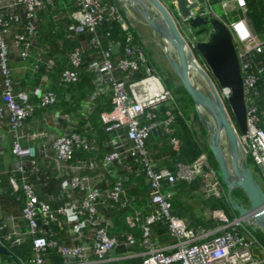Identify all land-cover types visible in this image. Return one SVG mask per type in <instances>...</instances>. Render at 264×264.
<instances>
[{"label":"built area","instance_id":"built-area-1","mask_svg":"<svg viewBox=\"0 0 264 264\" xmlns=\"http://www.w3.org/2000/svg\"><path fill=\"white\" fill-rule=\"evenodd\" d=\"M57 0H0V68L4 81L0 84L1 100L4 110L9 116V132L14 133L16 140L11 146L13 163L11 173L21 174L20 178L12 176L11 184L21 191L23 196L22 217L27 223L28 230H7V223L0 219V246L5 247L17 264H50L51 252L61 257L64 264H99L112 260H123L130 257L141 258L140 264H264V247L250 230H238L246 222L241 219L230 221L223 210L209 213L215 227L206 230L191 227L184 219L173 214L172 191L168 186H175L181 182L190 183L197 177L204 178V189L221 190L222 184L216 172L208 165L207 157L201 158L189 165L178 163L176 170L167 168L157 170L156 164L149 158L146 147L147 140L159 128L152 112L162 104L173 101L172 92L164 88L159 76L149 65V60L143 48L136 43V38L130 32L129 26L123 22L120 9L116 4L109 7V15L115 16L127 32L124 54L114 61L113 54L116 44H104L98 32V27L104 21L99 12L97 0H74L78 8L71 15L72 23L67 28L69 37L82 34L91 36L90 46L97 52L98 58L87 66V71L94 76L95 90L91 100L102 95L110 94L113 109L102 114L106 124L105 131L116 135L112 140V150L104 158V169L120 163L124 154L125 141L130 142L129 151L137 156L142 170L150 185V201L147 216L142 224L143 251L124 257L110 258L119 246L117 238L113 237L108 229L109 223L100 216V204L104 203V191L91 181L88 176L74 175L61 184L62 193L66 201L58 208L42 200L36 191L29 175L39 172L36 148L25 146L22 143V127L25 120L34 114L37 107H49L56 103L57 95L54 92H39L40 103L34 106L29 102L28 94L16 92L13 80L9 77L8 47L4 41V34L10 28L11 16L15 22L20 21L17 15L19 7L25 10L24 21L26 33L17 34V44L25 47L23 58L29 56V50L35 45L39 31L37 12L45 5L54 6ZM172 2V0H171ZM197 2L198 8L191 11L188 19L182 21L189 25L191 19L197 17H212L225 23L234 39V44L241 64V73L244 84L245 101L247 106V133L241 134L240 139L246 155L251 157L264 174V129L258 115V108L254 104L259 96L258 83L264 74V38L261 39L254 32L246 17L245 0H188L189 5ZM221 5L225 10H242L244 13L236 21H229L218 17L214 13V5ZM228 11H225L227 17ZM84 50L75 48L69 55V67L62 73L61 82L64 84L76 83L80 78V70L84 62ZM259 58V61H258ZM261 58V59H260ZM145 70L148 76L138 82L128 83L115 77L114 71L138 72ZM173 116L168 114L164 122L168 127L173 122ZM177 145L176 140H172ZM96 141L82 137L78 132L71 130L58 136L53 141V149L57 155V162L67 164L73 161L75 151L83 149L90 151ZM0 140V156L2 147ZM91 165H94L91 163ZM1 181V174H0ZM221 187V188H220ZM126 187L121 180L113 183L107 198L120 208L128 206ZM77 192L79 198L75 196ZM61 215L72 226L77 241H82L85 232L95 229L93 247L82 244H61L56 238L55 230L47 229L54 224L57 216ZM130 226H135L139 215L126 218ZM160 222L167 227V233L172 243L157 247L151 240L150 228ZM87 229V230H85ZM31 242L32 256L28 262L21 259L13 247H20ZM136 240L132 234L126 239L127 246H134ZM258 249L263 257L259 258L254 250Z\"/></svg>","mask_w":264,"mask_h":264},{"label":"trees","instance_id":"trees-1","mask_svg":"<svg viewBox=\"0 0 264 264\" xmlns=\"http://www.w3.org/2000/svg\"><path fill=\"white\" fill-rule=\"evenodd\" d=\"M59 1L60 0H57L53 7L45 5L43 9L37 12L40 28L36 36V46L34 45L35 48L32 46L28 49L29 56L27 58L22 57L25 47L18 45L16 38L17 34L26 33V22L23 19L25 10L23 7H19L17 12V15L20 16L19 22H15L11 19V16L7 17L10 20V28L8 32L4 34V41L8 47L9 53V77L14 83L16 82L17 91L28 94L29 102L34 106H38L40 103L39 92L49 91L57 95V101L54 105L49 107H37L34 114L25 120L22 129L26 126V123L34 117L35 113L40 110L62 109L64 113L75 118V116L81 114L83 106L87 104V102H91V111L86 115L79 116L78 127L75 131L84 138L90 140L94 139L96 144L90 151H85L83 149L76 150L74 160L83 158L92 159L102 168L105 156L112 150V140L116 135V133L110 134L105 131L106 124H104L102 120V114L113 109L112 97L107 94L106 96L102 95L95 100H91V96L95 90L94 76L86 69L89 63L98 58L96 54L97 51L90 46L91 36L89 34H82L76 37L68 36L67 28L73 21L70 17L60 18ZM97 2L99 4V12L104 16V21L99 25L98 32L104 44L108 42H114L116 44L113 59L117 61L124 54L127 32L115 16L109 15V7L113 4H117L115 0H97ZM245 3L247 7L245 13L246 17L253 27L254 32L259 38L263 39L264 0H245ZM77 9V7L73 6L67 11L76 12ZM234 13L237 18H241L244 14L242 10H236ZM132 31L136 40L139 39L138 33L133 29ZM79 46L82 47L85 52L84 62L80 70V78L76 83L63 84L61 82L62 73L69 67V55ZM40 50L43 52L38 55L37 53L40 52ZM35 51H37V53H35ZM33 52L38 55L36 57L37 59L35 56H32L34 54ZM91 52H94L96 57ZM50 61H54L52 67H49ZM149 65L151 67L150 63ZM34 66L37 67L36 70H34ZM114 75L121 80L131 83L141 81L148 76L144 69L133 73L115 70ZM4 79L5 77L0 68V84ZM45 82H48V85H45ZM257 88L259 96L255 98L254 104L258 108L261 126L264 129V74L260 78ZM175 92L178 96L184 93L191 105H186V103L180 105L179 97L175 99L174 96L173 101L162 104L152 111L156 116L153 121L162 125L164 129L162 130L161 126L162 136L159 139H156L152 134L147 140L146 147L148 149L149 158L156 164L157 170L167 168L174 172L178 163L189 165L198 161L202 155H205L207 160L213 158L215 168L219 171L209 147V138L205 126L201 123L196 113L194 119L190 120V112H187L184 107H189V109L194 111L193 107H195V104L181 85L176 87ZM0 109H4L1 93ZM4 114H6L5 110ZM168 114H171L174 119L167 129L162 123L168 119ZM190 121L193 125H191ZM173 139L177 141L176 146L171 144ZM15 140L14 133L9 132L8 142H10L11 146ZM124 145L122 161L110 166L109 170L106 169L105 174L112 184L110 189L116 181L121 180L123 182L127 190L126 199L128 206L126 208H120L119 205L114 204L107 198L106 192H104L105 202L99 206L102 208V213L109 223L108 229L110 234L119 241L118 248L110 258L124 257L143 251V247L141 246V240L143 239L142 224L147 216L150 201V185L142 170V166L137 156H133L132 152L129 151L130 142L125 141ZM250 159L252 158H248V163H250ZM128 167L130 169H128ZM116 172L120 174H116ZM0 174V188L3 190V194L11 197L12 193L14 195L18 193L19 190L11 184L10 179L12 176L20 178L21 174H12L11 172L2 173L1 171ZM219 177L223 191H206L203 188L204 178L201 176L190 183L181 182L175 186H168V189L175 192L170 199L173 214L179 218L188 220L192 226H201L204 229L209 228L213 224L215 225L212 220L206 219L205 212L207 211L223 210L227 216L230 217L228 215V209L232 212L233 210L227 200V193L224 190L225 185L221 176ZM19 192V197L23 205V196L21 191ZM74 194L79 198L77 192H74ZM233 196L239 203L241 202L240 198L247 201L241 190H235ZM137 214L139 215V220L137 224L132 227L128 224L126 218L128 216L134 217ZM60 223L69 225L64 220L63 216L58 215L54 225ZM54 225L52 224L47 229H51ZM150 230L151 240L157 247H163L172 243L165 224L157 222ZM256 231L264 236L261 230ZM129 234H132L136 240L134 246L126 245V239ZM261 245L264 247L263 244ZM18 255L21 259L28 262L32 256L31 242L28 241L26 244L22 245ZM51 255L54 256L52 258L54 264L58 262L62 263L61 257L55 255V253L53 254V252H51ZM141 260V258H128L124 260H112L102 264H140Z\"/></svg>","mask_w":264,"mask_h":264},{"label":"water","instance_id":"water-1","mask_svg":"<svg viewBox=\"0 0 264 264\" xmlns=\"http://www.w3.org/2000/svg\"><path fill=\"white\" fill-rule=\"evenodd\" d=\"M124 1L129 2L136 11L142 14L147 24L155 32L160 36L167 37L174 46L176 58L175 60L170 58L172 70L178 77L180 85L195 104L199 120L211 131L209 147L226 187L227 200L232 210L239 215L238 219L248 221L255 226V229L264 233V188L255 178L254 172L249 166L246 151L239 135L247 133V106L241 64L229 27L212 17L191 19L189 22L191 28L197 29L202 26L211 28L208 39L197 43L192 51L174 17L160 0H147L158 13L159 18L157 19L151 18L146 8H144V12L136 8L135 4L138 1ZM172 3L183 19H188L191 11L198 8L197 2L189 5L188 0H172ZM194 50L200 54L207 67V71L201 67L196 70L202 78L212 82L210 93L198 88L190 75L189 62L195 59ZM213 81L220 89L229 92L226 103L222 100ZM200 110L209 114L211 125L206 123ZM224 137L227 141L229 156L223 148ZM235 190H241L244 193L248 206L239 203L233 197ZM12 250L17 253L19 247H13ZM254 253L259 258L263 257L258 249H255ZM0 254L8 256L10 252L0 246Z\"/></svg>","mask_w":264,"mask_h":264},{"label":"crops","instance_id":"crops-1","mask_svg":"<svg viewBox=\"0 0 264 264\" xmlns=\"http://www.w3.org/2000/svg\"><path fill=\"white\" fill-rule=\"evenodd\" d=\"M73 6L76 7L75 2H73V0H60L59 1L60 18L62 17L71 18V15L74 12H68L67 10H69L70 7H73ZM121 14L123 17V22L129 26L130 30L131 28L133 29L132 21H134L135 18L132 15H130L129 12L126 11L125 8L123 10L122 7H121ZM130 18L134 20H130ZM138 35H139V39H137L136 41L144 49L146 38L141 30L139 31ZM35 46L33 48H35ZM42 52L41 50L38 53L37 51H35V53H37L38 55H40ZM35 53L32 56H35L36 58L38 55H36ZM91 53L95 55L94 52H91ZM90 54H87V55H90ZM53 65H54V61H50L49 67H52ZM36 69L37 67L34 66V70ZM128 83H131V82H128ZM44 84L48 85V82H45ZM14 85H15V91L18 92L16 89L17 88L16 82L14 83ZM1 108H2V105H1ZM90 111H91V102H87V104L83 106V110L81 114H79V116L86 115ZM194 111L198 115L196 106L194 107ZM79 116H75V118H73L71 115L64 113L62 109H55V110L45 109L43 111L40 110L35 113L34 117L30 119L26 123V126L22 129V135H23L22 143L25 146H34L36 148L37 160L39 163V172L29 175V179L34 183L38 196L42 200L49 202L54 208H58L59 206L63 205V203L66 201L65 196L61 190V184L64 180L69 179L74 175L79 174L82 176L90 177L91 181L97 184L98 188H100L104 192H107L112 185L111 182L107 179L104 167L102 168L101 166L99 167V165L92 159H84V158L78 159V160L73 159V161L67 164L66 163L61 164L57 162V159H56L57 155L52 146L53 141L60 135H63L71 130H74V131L77 130V127H78L77 124L79 123V119H80ZM164 122L162 124H164ZM190 123L191 125H193L191 121ZM161 126L162 125L159 124L158 130H156L153 133V136L156 139H159L162 136ZM163 129L164 127L162 126V130ZM0 140H1V144H2L1 147L3 151L2 155L0 156V167H1L0 171L2 173L11 172L13 156L11 154V148H10L11 144L10 142H8L9 141V116L7 112L6 114L3 113L2 115H0ZM91 163L95 164V166L91 165ZM128 169L130 168L128 167ZM117 173L118 172H116V174ZM117 176H120V175H117ZM174 193L175 192L172 191V196ZM19 194L20 192L18 191V193H16L15 195L12 193L11 194L12 196L8 197L3 194V190L0 188V219H2L3 221L7 223V230H28L27 223L24 221L22 217V203H21ZM82 199L83 197L77 200L79 202V201H82ZM210 212L212 211L205 212L206 219L208 220H211L209 217ZM100 216L103 219H105V215L102 213V208H100ZM184 220L191 227H196V226H192L188 220L186 219ZM214 227L215 225L213 224L206 230L212 229ZM49 230H55L56 232L55 238L61 244H67V245L68 244H82L90 248L93 247L95 229H92V228L88 229L85 232V236L82 238L83 239L82 241L76 240L75 234L70 224L64 225L60 223L58 225L52 226V228ZM134 254H139V253H134ZM2 256L9 257L11 262L17 264L16 260L13 259L11 255L5 256L2 254H0V264L2 263ZM53 257L54 256L51 255L50 264H54V261L52 260ZM130 258H139V257H130ZM56 264H64V261L62 260V263L58 262ZM99 264H102V263H99Z\"/></svg>","mask_w":264,"mask_h":264},{"label":"rangeland","instance_id":"rangeland-1","mask_svg":"<svg viewBox=\"0 0 264 264\" xmlns=\"http://www.w3.org/2000/svg\"><path fill=\"white\" fill-rule=\"evenodd\" d=\"M139 1H142L143 2L142 4L144 6L140 5V3L138 2L139 4L138 3L135 4L136 8H138L139 10H141L143 12H144V8H146L151 18H154V19L159 18L158 13L148 3L147 0H139ZM160 1L168 8L170 13L174 17L183 37L185 38V40L187 42L188 47L192 51L195 48L197 43L202 42V41H206L208 39L209 33L211 32V28H209V26H202V27L197 28V29L191 28L188 24H186L182 21L178 10L172 4L171 0H160ZM115 2L117 3L116 5L120 9V11H121V7L123 8V10L125 8L126 11H128L129 14L135 18L136 21L134 19L130 18V20H134V21H132L133 30L137 33H139V31L141 30L142 33L144 34V36L146 38L144 49H143L144 53L146 54L147 59L149 60V62L151 64V69L154 70V72L156 73L157 76H159L160 80L162 81L164 88H166L172 92L173 100H174V96H175V99H177L179 97V104L180 105L182 103H186V105L190 106L191 105L190 101L187 99V96H185L184 93H181L178 96L175 92L176 87L180 86V81H179L178 77L176 76V74L173 72L171 64H170V58L172 60H175V58H176L175 49L171 46V44L170 45L168 44V42L165 40V38L163 36H160L157 32H155L153 29H151V27L147 24V22L143 18L142 14L140 12L136 11L135 8L133 6H131V4L129 2L124 1V0H115ZM213 9H214V13L220 18L228 19L231 22L239 19L236 17V15H234L235 14L234 12L236 10H232V12L229 11V8L227 10H225L219 4L214 5ZM225 11H228L227 17L225 15ZM130 32L132 33V35H134L132 28H131ZM166 49H168V50H166ZM194 56H195V60L197 61V63L202 68L204 67L203 69L207 71V69H205L204 61H203L202 57L195 50H194ZM192 74H193L192 79H193L195 85L198 88L205 91L206 93H210L211 89L209 87V84L205 81V79L202 78L201 75L197 72L195 74L194 73H192ZM213 84L217 87L218 92H219L222 100L224 101V103H226V100L229 96V92L227 90L220 89L217 86L215 81H213ZM177 104H178V102H177ZM184 107L186 108L187 112H190L189 116L194 119L195 112L193 110L189 109V107H186V106H184ZM200 114L206 120L207 124H210V125L212 124L211 118L206 111L200 110ZM192 118H190V120H193ZM205 128H206V126H205ZM207 130H208L207 136H208V138H210L211 131L209 129H207ZM238 131H239V129H238ZM239 133H240V131H239ZM239 135H241V133ZM208 142H209V139H208ZM223 148L225 149L226 153L229 156V149H228V145H227V141H226L225 137L223 139ZM248 158H249V156H247V159ZM207 163L216 172V175L218 176V178L220 180V177H219L220 173L215 168L213 158L207 160ZM249 166L252 168L255 178L258 180V182L264 188V176H263V173L261 172V169L258 166H256V164L253 163L252 159H250ZM224 190L227 193L225 186H224ZM240 201H241L240 202L241 204L248 206V201L243 200L242 198H240ZM228 215L230 216L229 217L230 221H234L235 219L239 218V215L234 211L233 212L230 211V209H228ZM244 228H246L247 230H250V232L255 236V238H257L260 241V243L264 245V243H263L264 242V236L260 232L256 231L259 229H255V226L252 225L251 223H249L248 221L243 223V227H238V230H246ZM1 264H15V263L11 262L9 257H3L2 256V263Z\"/></svg>","mask_w":264,"mask_h":264},{"label":"bare ground","instance_id":"bare-ground-1","mask_svg":"<svg viewBox=\"0 0 264 264\" xmlns=\"http://www.w3.org/2000/svg\"><path fill=\"white\" fill-rule=\"evenodd\" d=\"M136 1H138L142 6H144L142 3V1H139V0H136ZM136 3V2H135ZM164 38H165V40L168 42V44L170 45L171 43H170V40L167 38V37H165V36H163ZM171 46L174 48V46L171 44ZM166 50H168V49H166ZM198 67H201L198 63H197V61L194 59L193 61H190L189 62V72H190V75L193 77V74L192 73H196L197 72V70H196V68H198ZM202 68V67H201ZM196 71V72H195ZM198 73V72H197ZM208 84H209V87H210V89H211V87H212V82H210V80H205Z\"/></svg>","mask_w":264,"mask_h":264},{"label":"flooded vegetation","instance_id":"flooded-vegetation-1","mask_svg":"<svg viewBox=\"0 0 264 264\" xmlns=\"http://www.w3.org/2000/svg\"><path fill=\"white\" fill-rule=\"evenodd\" d=\"M204 66H205V63H204ZM204 68V67H203ZM205 69H207V67L205 66Z\"/></svg>","mask_w":264,"mask_h":264}]
</instances>
